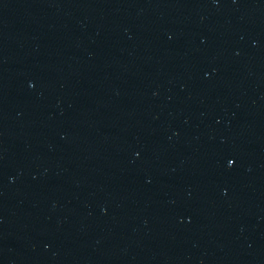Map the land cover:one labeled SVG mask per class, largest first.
<instances>
[{
    "label": "water",
    "instance_id": "1",
    "mask_svg": "<svg viewBox=\"0 0 264 264\" xmlns=\"http://www.w3.org/2000/svg\"><path fill=\"white\" fill-rule=\"evenodd\" d=\"M0 264H264V0H0Z\"/></svg>",
    "mask_w": 264,
    "mask_h": 264
}]
</instances>
